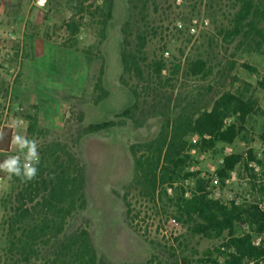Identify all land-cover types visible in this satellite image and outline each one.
Listing matches in <instances>:
<instances>
[{
    "label": "rangeland",
    "instance_id": "374dc122",
    "mask_svg": "<svg viewBox=\"0 0 264 264\" xmlns=\"http://www.w3.org/2000/svg\"><path fill=\"white\" fill-rule=\"evenodd\" d=\"M94 1L88 0L86 5ZM129 1L115 0L113 18L102 40L100 26L89 18L84 19L77 36L70 37L64 23L77 15L72 0H47L43 8L35 0H0V131L19 121L22 123L12 128L13 133L35 140L38 151L60 142L77 153L86 171V204L68 220L65 235L88 230L98 264H181L185 258L188 264L223 263L224 257L213 252L222 239L193 236L188 226L173 219V207L166 197L154 210L136 189H129L133 176L130 146L157 135L163 103L153 112L152 100L141 97L136 113L141 126L125 120L107 134L87 136L77 144L74 141L78 131L90 124L117 121L116 115L130 104V93L120 83L121 27L130 21L129 40L134 43L136 33L142 32L148 38L149 61L163 60L166 77L181 65L172 83L174 89L167 87L166 97L173 92L176 101L190 102L197 110L210 109L224 93L254 104L256 112L247 118L232 145L219 143L207 153L191 150L193 161L187 170L205 180L211 198L236 205L259 201L264 209V41L258 35L224 40L222 32L235 13L233 0ZM258 28L264 34V22ZM87 50L92 56L83 54ZM102 60L103 85L110 95L96 105L94 87ZM197 60L206 63L207 78L188 75L189 64ZM129 83L136 85L135 80ZM249 151L256 161L246 168ZM17 154L15 146H10L3 156ZM231 154L241 155L243 161L222 183L216 172ZM183 185L186 197L190 196L195 178ZM15 188L12 176L1 172L0 264H16L7 252L3 226ZM165 191L168 197L174 195L168 186ZM125 200L142 212L143 231L130 226ZM248 232L241 225L235 234ZM259 241L253 239L255 244ZM48 250L41 247L33 263L45 264L51 258Z\"/></svg>",
    "mask_w": 264,
    "mask_h": 264
},
{
    "label": "trees",
    "instance_id": "16d2710c",
    "mask_svg": "<svg viewBox=\"0 0 264 264\" xmlns=\"http://www.w3.org/2000/svg\"><path fill=\"white\" fill-rule=\"evenodd\" d=\"M72 1L76 3L77 15L64 23L70 37L74 39L84 19L89 18L100 26L101 39L104 40L113 18L115 0H100V4L95 0L90 5H86L88 0ZM233 1L235 13L229 28L222 32L224 40L231 42L238 37L248 40L258 35L264 41V34L258 28L264 22V0ZM132 3L133 0H130L129 4ZM131 26V22L127 21L121 27L123 38L120 47V83L130 93V104L116 115L117 121L90 124L78 131L75 144L87 136L107 134L123 125L125 120L141 126L142 123L136 117L141 97L152 100L150 107L153 112L156 105L163 103L157 135L130 146L133 176L129 189H136L137 195L151 204L154 210L166 197L173 207V219L188 226L193 236L222 239L221 245L214 248L213 252L224 257V262L214 260L212 264H264V209L260 202L236 205L234 202L225 204L213 199L206 191L205 180L187 170L193 161L189 153L191 150L207 153L219 143L232 145L240 136L247 118L256 112L254 104L234 94L224 93L210 109L197 110L190 102L176 101L173 92L166 97L167 87L174 89L172 83L174 77L179 75L181 65L178 64L169 74L171 76L166 77L165 62L149 61L146 55L148 38L142 32H137L134 43L129 40L128 30ZM71 47L74 45L71 44ZM83 54L92 56L88 50L83 51ZM188 75L207 78L209 72L206 63L202 60L192 62L188 66ZM104 76L102 60L94 87L96 105L107 100L110 95L103 85ZM132 80L136 81L135 86L130 85L129 81ZM230 119L235 120L228 122ZM1 131L0 162H3V155L10 150L13 130L4 126ZM194 137L197 138L196 142L192 141ZM72 149L60 142L43 146L38 151L40 163L35 179L24 182L12 176L16 193L12 204L5 210L3 226L7 233V252L16 264H34L41 247L48 248L51 254L45 264L99 263L88 230L82 228L65 235L68 220L86 204L85 166ZM242 159L237 154L224 157L216 172L217 179L224 183ZM254 161L249 151L245 167L248 168ZM192 178H195V188L186 197L187 190L183 183ZM166 186L173 190L172 197L167 196ZM125 203L130 226L138 232L143 231L145 221L140 220L142 212H136L131 202L125 200ZM241 225L246 226L249 232L236 236V227ZM255 237L260 239L258 244L253 242ZM181 264H188V260L182 259Z\"/></svg>",
    "mask_w": 264,
    "mask_h": 264
},
{
    "label": "clouds",
    "instance_id": "9594fccd",
    "mask_svg": "<svg viewBox=\"0 0 264 264\" xmlns=\"http://www.w3.org/2000/svg\"><path fill=\"white\" fill-rule=\"evenodd\" d=\"M36 6L43 8L47 0H35ZM22 122L12 125L18 127ZM3 139V132L0 131V140ZM10 146H15L18 150L17 155H10L0 162V172L7 173L10 177L21 178L24 182H30L38 174L40 156L35 140H30L24 135L13 133L11 135Z\"/></svg>",
    "mask_w": 264,
    "mask_h": 264
},
{
    "label": "built area",
    "instance_id": "2783aa9c",
    "mask_svg": "<svg viewBox=\"0 0 264 264\" xmlns=\"http://www.w3.org/2000/svg\"><path fill=\"white\" fill-rule=\"evenodd\" d=\"M215 182H217V180Z\"/></svg>",
    "mask_w": 264,
    "mask_h": 264
}]
</instances>
